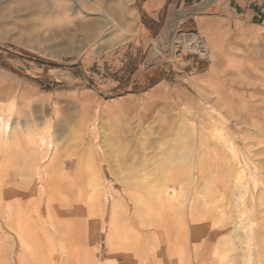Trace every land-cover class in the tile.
Returning <instances> with one entry per match:
<instances>
[{
  "label": "rangeland",
  "instance_id": "rangeland-1",
  "mask_svg": "<svg viewBox=\"0 0 264 264\" xmlns=\"http://www.w3.org/2000/svg\"><path fill=\"white\" fill-rule=\"evenodd\" d=\"M32 1L0 0V264H242L227 250L233 158L248 202L263 200L258 243L254 208L247 228L264 264V24L234 18L229 0H131L134 30L87 43L76 23L103 9ZM192 80L226 84L230 109L208 94L226 128L192 129ZM239 81L257 107L239 102ZM182 145L192 153L164 182L186 201L158 204L149 180L161 172L138 164L154 169Z\"/></svg>",
  "mask_w": 264,
  "mask_h": 264
},
{
  "label": "bare ground",
  "instance_id": "bare-ground-1",
  "mask_svg": "<svg viewBox=\"0 0 264 264\" xmlns=\"http://www.w3.org/2000/svg\"><path fill=\"white\" fill-rule=\"evenodd\" d=\"M15 1L18 2L20 0H15ZM21 1H23V0H21ZM73 1H74L73 2V8H75V9L81 8L82 7L81 4L83 2H84V10H95L96 11V10H102L103 9L100 12V14H98V16L96 15V17H92L88 21H86L84 19V22L76 23L75 29L84 31V41H86V42L88 41L87 43L97 42L107 30H111L113 28H121L122 26H124L125 30H134V26L136 25V16L132 11V5L130 4L131 0H73ZM97 1H102V4L104 3L103 6L100 5L98 8H97V6H93L95 3L97 4ZM30 2H33V1L30 0ZM119 31L120 30H117L111 36H109L108 40H111V39H114L115 37H117L119 35ZM214 32H215V30H214ZM187 51L188 50L183 46V50L182 49L178 50V53H180L182 56H186L187 53H185V52H187ZM204 56H205V54H204ZM207 58H210V57H207ZM204 61L202 59V61L200 62L201 67L204 66L203 65ZM213 69L214 68H212V70ZM218 74H219V78H221L220 76L227 78L228 74H230V71H225L223 69L221 71H218ZM203 81H204V79H203ZM238 83L240 85V86H238V91H241V89L242 90L245 89L246 90L245 92H247V94H244L242 91H241L242 93L239 92L240 93V95H239L240 101L239 102L243 103V105L245 104V106L246 107L248 106V108L249 107H251V108L257 107L255 105L258 102V96H257L258 91L255 90L254 84L248 86V85H246V83L244 81H239ZM192 85L194 87V91L196 92V95L198 96V104H200L202 107L199 111L191 112L192 116L189 115V117H187L188 112L186 113V115H187L186 117L189 118V120L191 121L190 124H191L192 129L199 130L201 127H204L207 124V118H208L209 123L211 122L213 125H217V126H221V127L226 128L227 127V126H225L226 121H225L224 117L222 116V113L220 112L222 110L219 111L216 108L210 109L209 105H208V102H209V97H208L209 95L208 94L210 92H213L215 94L214 104L221 105L223 108H226V109H230L232 107V105L230 103H228L227 95L225 92L226 84L221 82L220 85H218V83H217L218 86L216 88H214L215 84L212 82L206 83V85H205V84L200 83V82H193V80H192ZM232 86H236V85L231 84V85H228L227 88H230ZM249 99H251V102H249ZM187 103L195 105V103H193V101L191 99L187 100ZM248 108H246V109H248ZM190 110H189V112H190ZM249 113H251V112H249ZM205 116H207V117H205ZM244 117H245V115H244ZM243 119H244L243 122L249 121V119H246V117ZM212 124H210V125H212ZM9 129H10V125L4 126L3 127V133H6L7 130H9ZM3 137H4V135H3ZM3 140H4V138H3ZM41 140H42V142H44V138H41ZM53 142H55V141H53ZM55 144H56V142H55ZM185 145H182L180 147V149H178L174 152V154L169 155L170 157H168V158L165 157L166 159H163L162 157L156 158L155 159L156 161L153 164L154 169L150 170L149 169L150 164H146L147 162H143V163L138 164V167H137L138 172L141 174H144L146 177L149 175V173L153 174L157 171L161 172L159 174V176H153V178L151 180H149V184L151 186H153L152 187L153 190H152L151 194L154 197V200L156 202H159L158 204H160L162 200H166V198L168 199V203L170 205H174V204L176 205V202H183V204H184V202L186 201V196H184L180 191H178L180 189L177 190V189H175L174 186L173 187H171V186L167 187V183L164 182V178L166 176L165 174L168 173V169L172 168V165L175 166L176 163L177 164L178 163H180V164L184 163L185 164L188 161V158H189L190 154L192 153V148L190 149V148L186 147ZM2 148H4V147L2 146ZM79 166H80V163H79ZM89 166H90V164H89ZM75 167H76V165H75ZM151 167H153V166H151ZM176 167H178V166L176 165ZM232 167H233V176H232L233 180L231 181V183L228 182V184L225 188L226 189L225 195L235 203L234 204L235 209L232 212H230V214L226 218V221H227L226 232L227 231L229 232L228 234H230V237H231L232 242H233L232 245H230V247H227V250L228 249L238 250L239 251L238 253H240L238 256H240V259H241L240 262L242 264L243 263L244 264H254V263L257 264V262L259 260V251L256 248L251 249V243H252L251 242V234H250L249 228H247V225L249 224V217H250L251 213L253 212V208H254L257 211V215H256V219H255L256 225H255L254 237H255L256 242L258 243L259 236H258L257 230L259 228L260 215L263 211V200L258 198V194L256 193V195H255L256 200L254 201L255 203L253 204L252 202H248L246 194H248L251 191V183L246 178L247 176L242 173V170H240L241 168H239V164H238L236 158H233ZM179 168L180 167H178V169ZM99 173H98V175H99ZM134 173H136V172L134 171ZM41 174H42V172H41ZM161 175H162V177H160ZM39 177H41V176H39ZM39 179H41V178H39ZM142 179H145V177ZM98 182H99V180H98ZM100 182H102V180ZM95 183H96V181H95ZM94 187L96 188L97 186H94ZM180 187H182V186H180ZM179 192L182 195L179 194ZM105 196L106 195H104V201H103L104 208L108 209V206H110V202H109L110 200H108L109 198L105 197ZM115 196L112 192L111 196H110L112 199L111 206H113L116 203L115 202ZM238 200H241V203ZM238 202L241 205L238 204ZM113 208H115V207H113ZM185 211L188 214V212L190 211V207L188 206V208H186ZM110 228H113V227H110ZM101 229H103V228H101ZM113 229H111V230L113 231ZM108 230H109V228H108ZM22 242H23V240H22Z\"/></svg>",
  "mask_w": 264,
  "mask_h": 264
},
{
  "label": "crops",
  "instance_id": "crops-1",
  "mask_svg": "<svg viewBox=\"0 0 264 264\" xmlns=\"http://www.w3.org/2000/svg\"><path fill=\"white\" fill-rule=\"evenodd\" d=\"M229 10L240 21L264 24V0H229Z\"/></svg>",
  "mask_w": 264,
  "mask_h": 264
}]
</instances>
